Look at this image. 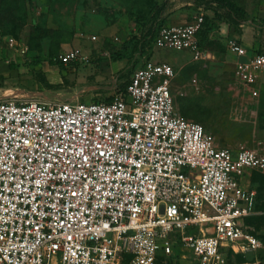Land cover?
I'll list each match as a JSON object with an SVG mask.
<instances>
[{
  "label": "built area",
  "instance_id": "1",
  "mask_svg": "<svg viewBox=\"0 0 264 264\" xmlns=\"http://www.w3.org/2000/svg\"><path fill=\"white\" fill-rule=\"evenodd\" d=\"M203 23L161 27L154 48L210 59ZM228 49L239 83L255 85L264 53L237 40ZM58 61L88 56L74 47ZM176 78L146 60L110 102L0 101V264H176L180 248L194 264L264 255L248 226L257 194L243 185L249 171L264 175V151L219 148L179 116Z\"/></svg>",
  "mask_w": 264,
  "mask_h": 264
},
{
  "label": "rangeland",
  "instance_id": "2",
  "mask_svg": "<svg viewBox=\"0 0 264 264\" xmlns=\"http://www.w3.org/2000/svg\"><path fill=\"white\" fill-rule=\"evenodd\" d=\"M229 2L244 14L229 13L213 0H0V10L14 12L10 17L17 20L2 28L0 14V101H102L143 65L141 53L153 54L155 33L169 16L179 26L202 14L201 48L217 57L190 62L180 72L172 87L175 111L202 125L219 148H264V73L253 85L258 91L245 95L248 102L242 103L228 49L231 41L241 39L247 50L264 53V0ZM53 5L72 6L71 12L53 15ZM20 46L31 49L21 56L16 52ZM74 47L81 48L88 61L59 65L60 54ZM161 53L192 59L187 53ZM243 185L257 194L250 232L264 239V175L249 171ZM179 250L176 264H194L189 252ZM228 264H264V255L255 259L229 254Z\"/></svg>",
  "mask_w": 264,
  "mask_h": 264
},
{
  "label": "crops",
  "instance_id": "3",
  "mask_svg": "<svg viewBox=\"0 0 264 264\" xmlns=\"http://www.w3.org/2000/svg\"><path fill=\"white\" fill-rule=\"evenodd\" d=\"M53 6L55 7V8H53ZM52 6V8L53 9H51L50 10V13L51 14H56V13H58V14H60V15H67L69 12H71V7L72 6H59V7H57V5H53ZM38 9V8H37ZM54 10H56L55 12H54ZM172 17L171 16H169L168 18H167V20L165 21V23H164V26H176V24L177 23H179L178 21H174V20H172L171 19ZM239 42L243 45V46H245L246 48H248L249 46H248V44H246L245 42H244V40H241V39H239ZM161 52H163V53H167V52H173V51H167V50H158V49H155L154 50V52H153V54H145V53H141V55H139L138 56V58L139 59H143V60H150V61H153V62H158V63H166V64H169V65H171L173 68H174V70L177 72V77H179V74H180V72H182V71H184L188 66H190V62L192 63L193 61H192V59L191 60H189V61H187V60H180V56H175V57H173V58H169V56L168 57H166V55L164 56V54H162ZM175 52V51H174ZM208 52V51H207ZM179 53H187V54H189L190 56H191V58H192V55L189 53V52H185V51H183V52H179ZM208 53H210V52H208ZM0 55H1V51H0ZM210 55H211V59H216V55H214V54H212V53H210ZM234 58V57H233ZM119 62H121V61H117V62H115V63H119ZM234 62H235V58H234ZM114 64V63H113ZM112 64V66H114ZM235 67V66H234ZM177 79V78H176ZM237 85L238 86H235L236 88V94L237 95H241V97H240V100H241V102L242 103H244V104H247V102H248V97L247 96H245V95H247V94H254L255 95V93L258 91V85H256V86H250V87H245L244 85H242V84H238L237 83ZM112 92H114V90H112ZM111 96V95H110ZM107 97H109V95H107V96H105V98H107ZM233 148V147H232ZM233 149H235V148H233ZM245 149H249V148H245ZM255 150V151H264V148H257V149H255V148H250V150ZM237 150V149H236ZM245 187V186H244Z\"/></svg>",
  "mask_w": 264,
  "mask_h": 264
},
{
  "label": "trees",
  "instance_id": "4",
  "mask_svg": "<svg viewBox=\"0 0 264 264\" xmlns=\"http://www.w3.org/2000/svg\"><path fill=\"white\" fill-rule=\"evenodd\" d=\"M18 2H19V0H18ZM213 2H215V3H218V4H220L223 8H226V9H228V12L229 13H232L233 11H235L236 13H240V14H244V12L242 11V10H240L236 5H234V4H232L231 2H229V0H213ZM0 14H1V16H3V18H4V20L2 21V22H4V24L2 25L1 24V26H2V28H6V27H8V25H15V24H17V20H15V19H12L11 17H10V14L12 15V14H14V12H4V11H2V10H0ZM236 23H238V24H241L239 21H237ZM203 25H204V23H203ZM161 27H163V26H160L158 29H160ZM202 28H203V26H202ZM202 28H201V30H202ZM201 30L199 31V33L201 32ZM158 31V30H157ZM199 33H198V36H199ZM156 34V33H155ZM198 41H199V39H198ZM199 45H200V42H199ZM200 47H201V45H200ZM28 53H29V51H30V47H28ZM27 53V54H28ZM26 54V55H27ZM58 64L59 65H61V66H64L62 63H60L59 61H58ZM126 86V85H125ZM125 86H123L120 90L121 91H123L124 92V90H125ZM107 101L108 102H110V101H112V98H107ZM254 218V217H253ZM252 219V218H251ZM250 219V220H251ZM249 220V221H250ZM248 221V222H249ZM260 239H262L263 241H264V239L263 238H261V237H259Z\"/></svg>",
  "mask_w": 264,
  "mask_h": 264
}]
</instances>
